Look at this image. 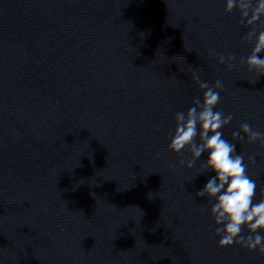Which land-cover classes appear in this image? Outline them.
Masks as SVG:
<instances>
[{"label":"water","instance_id":"obj_1","mask_svg":"<svg viewBox=\"0 0 264 264\" xmlns=\"http://www.w3.org/2000/svg\"><path fill=\"white\" fill-rule=\"evenodd\" d=\"M247 31L177 0H0V264H264L218 246L207 153L188 169L168 150L203 95L192 74L219 80L224 138L264 198V146L232 139L264 133Z\"/></svg>","mask_w":264,"mask_h":264},{"label":"clouds","instance_id":"obj_2","mask_svg":"<svg viewBox=\"0 0 264 264\" xmlns=\"http://www.w3.org/2000/svg\"><path fill=\"white\" fill-rule=\"evenodd\" d=\"M234 10L239 13L241 25L248 29L245 43L252 44L251 52L241 58L240 63L249 72H255L257 81L264 76V56L261 55L264 53V30H258V25L264 23V0H225V13L231 14ZM209 54L218 55V64L227 65L229 69L235 59L232 54H216L212 49ZM192 80L203 93L202 98H195L187 112L175 113V129L169 133L168 150L176 154L187 150L190 159L181 160L180 165H186L188 169L207 153L198 175L208 172L215 175L196 192V196L207 198L211 203L215 235L220 237L218 246L224 248L236 244L264 256V235L260 234L264 232V198L254 203L257 183L248 174L246 154H237L236 144L224 138L223 129L232 122L233 116L217 109L223 85L219 80L210 85L195 72ZM241 132L247 137V143L260 142L264 146V133L254 130L249 123H241L239 130L232 132V139L243 141ZM247 160L252 164L256 162L255 156H247Z\"/></svg>","mask_w":264,"mask_h":264}]
</instances>
